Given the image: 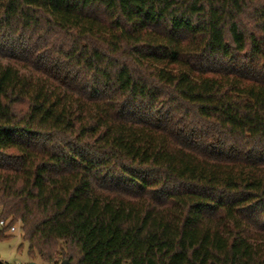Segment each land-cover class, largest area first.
Masks as SVG:
<instances>
[{"label": "trees", "instance_id": "1", "mask_svg": "<svg viewBox=\"0 0 264 264\" xmlns=\"http://www.w3.org/2000/svg\"><path fill=\"white\" fill-rule=\"evenodd\" d=\"M0 219L49 264H264V0H0Z\"/></svg>", "mask_w": 264, "mask_h": 264}, {"label": "rangeland", "instance_id": "2", "mask_svg": "<svg viewBox=\"0 0 264 264\" xmlns=\"http://www.w3.org/2000/svg\"><path fill=\"white\" fill-rule=\"evenodd\" d=\"M16 226L18 227L20 224H16ZM1 229L2 228H0V230ZM3 234L9 235V237L0 238V259L3 262L9 264H15L17 262L20 264H29L30 262L33 264H49L43 261L38 255L34 258L30 257L28 253V243L22 238L20 229L17 228L14 232L5 231ZM64 253L65 251H63V253L61 251L57 254L55 262L51 264H62L64 260L66 264H68L69 259Z\"/></svg>", "mask_w": 264, "mask_h": 264}, {"label": "built area", "instance_id": "3", "mask_svg": "<svg viewBox=\"0 0 264 264\" xmlns=\"http://www.w3.org/2000/svg\"><path fill=\"white\" fill-rule=\"evenodd\" d=\"M16 224L19 225V222L12 223V224L9 225V221L8 220L0 219V228L6 227L8 232H14L15 230H17V228L19 229L20 226L17 227ZM15 264H20V263L17 262Z\"/></svg>", "mask_w": 264, "mask_h": 264}, {"label": "water", "instance_id": "4", "mask_svg": "<svg viewBox=\"0 0 264 264\" xmlns=\"http://www.w3.org/2000/svg\"><path fill=\"white\" fill-rule=\"evenodd\" d=\"M29 264H33L32 262H30ZM62 264H66V261L64 260V261H62Z\"/></svg>", "mask_w": 264, "mask_h": 264}]
</instances>
